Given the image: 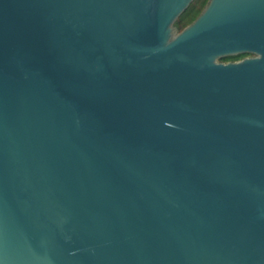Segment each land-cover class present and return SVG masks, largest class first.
Returning a JSON list of instances; mask_svg holds the SVG:
<instances>
[{
  "label": "water",
  "instance_id": "95a60500",
  "mask_svg": "<svg viewBox=\"0 0 264 264\" xmlns=\"http://www.w3.org/2000/svg\"><path fill=\"white\" fill-rule=\"evenodd\" d=\"M191 2L0 0V264H264V0Z\"/></svg>",
  "mask_w": 264,
  "mask_h": 264
},
{
  "label": "trees",
  "instance_id": "16d2710c",
  "mask_svg": "<svg viewBox=\"0 0 264 264\" xmlns=\"http://www.w3.org/2000/svg\"><path fill=\"white\" fill-rule=\"evenodd\" d=\"M207 1L208 0H192L189 6L174 21L175 29L180 31L185 26L190 24L205 7ZM228 57H224L222 59H226Z\"/></svg>",
  "mask_w": 264,
  "mask_h": 264
},
{
  "label": "flooded vegetation",
  "instance_id": "af4514ba",
  "mask_svg": "<svg viewBox=\"0 0 264 264\" xmlns=\"http://www.w3.org/2000/svg\"><path fill=\"white\" fill-rule=\"evenodd\" d=\"M246 56H251V54L244 53V54H238V55H234V56H229L226 59H220V61H222V62L236 61V60L242 59V58H244Z\"/></svg>",
  "mask_w": 264,
  "mask_h": 264
}]
</instances>
